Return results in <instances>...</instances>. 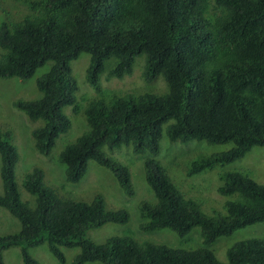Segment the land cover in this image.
Wrapping results in <instances>:
<instances>
[{
  "label": "trees",
  "instance_id": "trees-1",
  "mask_svg": "<svg viewBox=\"0 0 264 264\" xmlns=\"http://www.w3.org/2000/svg\"><path fill=\"white\" fill-rule=\"evenodd\" d=\"M23 12L0 7V79L22 81L50 64L36 80L40 97L13 106L36 124L31 136L36 152L48 156L71 121L64 110L82 112L86 129L58 155L65 180L78 183L94 162L108 169L125 193L133 188L129 170L107 152L129 150L145 156V182L155 204L140 205V229H168L180 238L200 227L203 246L187 250L110 237L85 239L89 230L125 224V210H109L100 196L90 202L59 197L44 185L39 168L27 174L23 188L33 203L21 200L15 180L17 154L8 132L0 131V208L20 225L16 234L0 235L4 251L19 247L23 264H39L29 249L46 244L60 263L62 248H78L71 264H264V239L235 242L227 261L210 249L218 238L264 221V186L238 172L219 174L217 193L226 198L225 214L206 217L195 201L172 184L152 157L165 128L169 142L230 145L200 157L187 176L223 167L264 147V0H16ZM89 56L86 81L100 91V79H122L143 58L141 79L161 76L163 95L101 94L84 109L77 103L71 62Z\"/></svg>",
  "mask_w": 264,
  "mask_h": 264
},
{
  "label": "rangeland",
  "instance_id": "rangeland-1",
  "mask_svg": "<svg viewBox=\"0 0 264 264\" xmlns=\"http://www.w3.org/2000/svg\"><path fill=\"white\" fill-rule=\"evenodd\" d=\"M16 0H0V7L13 15L24 10ZM89 56L85 53L71 62L72 76L77 82L78 91L75 94L76 103L84 109L86 103L101 94H122L130 92L135 95L167 93V86L161 76L151 84H146L141 79L143 58L137 57L132 73L122 79H100V91L89 86L86 81V69ZM48 63L39 68L33 77L22 81L17 78L0 79V131L8 132L10 141L17 154L15 165V180L18 185L21 200L33 203V198L23 188L25 176L39 168L43 171L44 185L57 192L59 197L74 201L90 202L95 196H100L109 210H125L129 214V220L125 224H106L102 227L89 230L85 239L94 243H102L110 237H128L138 243H152L167 245L169 247L194 250L203 246L200 227H194L184 238H180L168 229L156 231H143L140 229V205L142 202L155 204V198L145 182L143 162L145 156L133 155L124 148L107 152V156L116 163L128 168L133 194L125 193L113 176L106 168L90 162L85 176L75 184L66 182L64 166L58 161L59 153L86 129L85 119L82 112L74 114L71 108L64 113L71 121L68 133L61 136L55 147L48 156L36 152L31 136V131L36 124L31 123L27 116L17 110L13 104L17 100H36L40 94L36 88V80L48 71ZM230 148V145H213L206 142H189L180 144L168 141L165 128L160 141V149L156 156L152 157L161 167L166 170L172 184L188 199L195 201L198 210L206 217H216L225 214V197L217 193L220 185L219 174L226 172H238L252 179L259 185L264 186V147H255L243 158L223 167H215L211 170L196 175L187 176L193 162L200 157L210 156ZM3 193L0 180V195ZM20 229L19 222L6 210L0 208V235L16 234ZM262 238L264 239V221L236 231L230 237L218 238L210 249L218 260L227 261V250L238 241ZM65 255V264H71L78 253V248H62ZM29 254L39 264H60L49 252L46 244L30 248ZM5 264H23L19 247H12L4 251ZM101 264V263H86Z\"/></svg>",
  "mask_w": 264,
  "mask_h": 264
}]
</instances>
